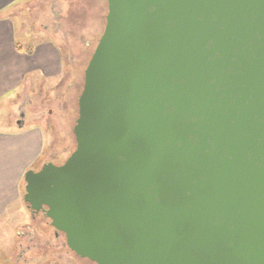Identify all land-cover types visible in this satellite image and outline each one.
I'll return each instance as SVG.
<instances>
[{
    "label": "water",
    "instance_id": "95a60500",
    "mask_svg": "<svg viewBox=\"0 0 264 264\" xmlns=\"http://www.w3.org/2000/svg\"><path fill=\"white\" fill-rule=\"evenodd\" d=\"M106 2L27 212L94 264H264V0Z\"/></svg>",
    "mask_w": 264,
    "mask_h": 264
},
{
    "label": "rangeland",
    "instance_id": "374dc122",
    "mask_svg": "<svg viewBox=\"0 0 264 264\" xmlns=\"http://www.w3.org/2000/svg\"><path fill=\"white\" fill-rule=\"evenodd\" d=\"M28 5L24 3L19 8V14L24 19L22 28L19 19L16 21L18 47L26 51L35 42L52 39L62 52L63 72L55 85L31 86L25 114L20 118L24 126L22 130L40 128L44 137L40 163L52 161L61 165L76 146L72 130L78 117L77 98L82 91L84 70L105 26L107 2L32 0ZM21 102L22 97L13 102V120L18 119L17 106ZM11 116H7L8 120ZM13 128L19 131L17 126ZM42 164L33 170H39ZM34 216L25 215L22 220L30 223L32 233L28 235L26 229H19V234H26L19 237L14 258L11 256L15 244L14 230L11 225L0 227V264H94L73 254L65 244L64 235L55 236L50 221L43 214ZM15 223H18L16 217ZM21 253L22 260L17 261L16 256Z\"/></svg>",
    "mask_w": 264,
    "mask_h": 264
},
{
    "label": "crops",
    "instance_id": "0c3cea01",
    "mask_svg": "<svg viewBox=\"0 0 264 264\" xmlns=\"http://www.w3.org/2000/svg\"><path fill=\"white\" fill-rule=\"evenodd\" d=\"M30 1L0 0V227L11 225L14 230L13 258L19 237L26 234H19V229H26L28 235L32 233L30 223L22 221L29 215L22 201L23 177L27 170L42 164L44 150L42 130L37 127L22 130L24 126L18 120L25 114L31 86L55 85L63 72L62 52L52 39L35 42L26 51L16 43V21L19 19L22 28L24 19L19 8ZM20 97L18 119L13 120V102ZM15 217L18 223H15ZM22 257L23 253L17 255V261Z\"/></svg>",
    "mask_w": 264,
    "mask_h": 264
},
{
    "label": "flooded vegetation",
    "instance_id": "af4514ba",
    "mask_svg": "<svg viewBox=\"0 0 264 264\" xmlns=\"http://www.w3.org/2000/svg\"><path fill=\"white\" fill-rule=\"evenodd\" d=\"M22 117H23V116H21V118H22ZM18 121H20V119H19ZM48 162L52 163V164L55 165V166H60V165H56V164H54L52 161H48ZM61 165H62V164H61ZM35 170H36V169H35ZM58 234H59V235H62L61 233L55 231V236H58Z\"/></svg>",
    "mask_w": 264,
    "mask_h": 264
}]
</instances>
